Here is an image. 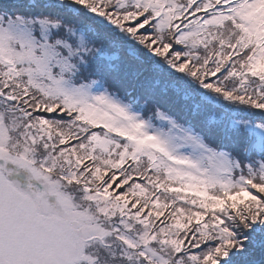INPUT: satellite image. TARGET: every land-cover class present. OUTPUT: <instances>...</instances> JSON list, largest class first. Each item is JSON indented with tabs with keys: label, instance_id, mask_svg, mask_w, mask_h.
<instances>
[{
	"label": "snow or ice",
	"instance_id": "6c2138e0",
	"mask_svg": "<svg viewBox=\"0 0 264 264\" xmlns=\"http://www.w3.org/2000/svg\"><path fill=\"white\" fill-rule=\"evenodd\" d=\"M0 264H264V0H0Z\"/></svg>",
	"mask_w": 264,
	"mask_h": 264
}]
</instances>
